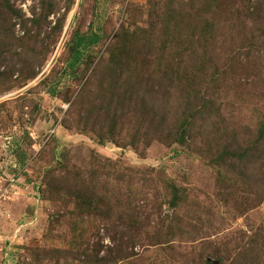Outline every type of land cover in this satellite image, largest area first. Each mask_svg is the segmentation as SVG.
<instances>
[{"label": "rangeland", "instance_id": "1", "mask_svg": "<svg viewBox=\"0 0 264 264\" xmlns=\"http://www.w3.org/2000/svg\"><path fill=\"white\" fill-rule=\"evenodd\" d=\"M47 1L49 15L44 0H0V264H84L130 234L117 264H264V0ZM91 33L101 41L71 69ZM131 79L156 100L144 127L147 107L109 106ZM82 182L112 205L128 184L141 223L77 212Z\"/></svg>", "mask_w": 264, "mask_h": 264}, {"label": "trees", "instance_id": "2", "mask_svg": "<svg viewBox=\"0 0 264 264\" xmlns=\"http://www.w3.org/2000/svg\"><path fill=\"white\" fill-rule=\"evenodd\" d=\"M44 1L48 2L47 3L48 9H47L46 15H49V13H51L50 8H51L52 3L47 0H44ZM6 6L13 10V6H11L9 2L6 4ZM213 6L214 5H212V7ZM67 9H70V5H68ZM13 12H15V10H13ZM33 21L35 22L36 20L34 19ZM211 29H212L211 22H209V19L204 20L203 26L201 28L202 33L204 34L205 31L207 32L208 30H211ZM100 41H101V35L99 33L78 35L74 41L72 59L69 62L68 66L71 69H75L78 65H80L83 62L86 50L90 46L98 44ZM168 41H170V39ZM119 57H120L119 54L114 53L112 57L110 58L109 62L117 65V63H119ZM142 86H143V82L138 81L136 84H134L132 79L131 81L127 83V86L124 88L122 92L123 95H122L121 102L119 99H114V101H111L109 103L110 108L114 112L113 118L114 116L123 117L124 112L126 110L124 108V105L126 103L129 106L128 107L129 112H131V110L132 111L135 110L134 105L138 106L140 109H142L143 107H147L146 109L144 108L145 110L143 111V113L146 114V118H148V120L143 119L144 121L143 127L145 125H148V123L151 124L152 119H153L152 115L154 113V110H156L155 107H153L155 106L154 103L156 102V100L155 99L153 101L151 100L149 103L145 102V97H140L139 95L140 92L147 90V88H142ZM201 101H205L201 105L202 109L198 107H194L191 109L192 112H187L183 114L179 128L175 131H171V136H173L178 141L187 142V138L188 136H191V132L194 128L195 122L199 120L197 116L199 114L206 113V109L210 108L211 106L210 100L203 98L201 99ZM114 102H116L117 104L115 105ZM152 125L161 127L162 124L159 123V124H152ZM144 133H145L144 137L146 139L148 138L150 142V139L157 140L156 136L159 133V130L157 128L151 129L149 127L146 132L144 131ZM258 142H261V143L264 142V122L260 126ZM248 151L249 149H246L244 150V152H241L240 154H236L235 152H232L231 154H233L234 156L236 155L238 158H244L247 156ZM223 154L224 156L225 154L230 155L228 151L224 152ZM82 184L83 186L77 185L78 187H74L69 190L70 196L73 198V202L76 208L78 209L77 212H79L80 214L88 215L91 217H94V216L104 217L108 220H112V221L114 220L115 222L120 221L121 228L123 226H126V227L131 226L132 228L133 223L134 225L141 223V219H140L141 216H139V213H141V208L139 207V205H137L136 201L132 200V197L130 196V192H133V190L130 188L128 184H126V187L129 188L127 189L128 192L124 193L123 195L117 196V198L114 199L115 203L113 205L110 201L106 200L107 198L101 196L100 191L96 192V189L87 188L86 184H84L83 182ZM165 185L168 186L167 187L168 192L173 193V198L170 202L171 206L177 207V204L180 200V189L176 185L171 183L170 181H167ZM138 209H140L139 212H137ZM126 212L127 213L131 212L130 213L131 215L130 214L125 215ZM121 214H122V217H119ZM91 222L93 223L94 220ZM159 227H160L159 223L156 224V227H154L153 225H150V222H149V229H151L152 231L154 228H158L159 230ZM84 229H87V228L84 227ZM158 230L153 231V232H157ZM123 231L127 232L126 230H123ZM116 232L120 233L119 231H116ZM128 233H133V232L129 231ZM120 235L121 236L119 240L122 239V235L125 236L126 233H122ZM133 241H134L133 235L130 234V237L126 239L125 242H118L115 248L110 249L107 256L99 257L100 250L98 249L97 254L94 257V259H89L88 261H81V263H84V264H117L119 260L130 257V255H127L128 253L126 252L128 251L130 247L135 245ZM75 260H78V259L75 258ZM206 264H213V263L211 261H206Z\"/></svg>", "mask_w": 264, "mask_h": 264}]
</instances>
